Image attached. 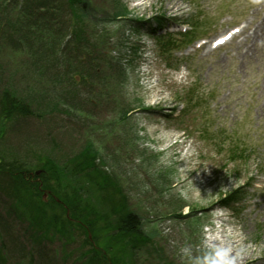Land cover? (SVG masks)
<instances>
[{
  "label": "rangeland",
  "instance_id": "374dc122",
  "mask_svg": "<svg viewBox=\"0 0 264 264\" xmlns=\"http://www.w3.org/2000/svg\"><path fill=\"white\" fill-rule=\"evenodd\" d=\"M68 1L0 0V90L14 92L29 110L0 125V158L33 168L37 158L66 160L92 141L152 237L136 264H264L262 65L244 56L243 46L227 54L184 48L168 69L164 56L154 62L140 55L155 43L146 34L153 25L133 21L160 13L179 21L197 17L204 34L220 17L237 23L259 6L251 0H79L69 9ZM40 7L47 13L36 17ZM151 61L143 78L140 71ZM191 88L213 96L207 105L213 137L199 133V110L182 123L162 119L181 108L178 100ZM230 142L254 151L232 161ZM13 183L0 171V236L9 264L24 257L25 264L28 222L12 198ZM236 187L244 192L236 206L244 210L219 211L216 199ZM39 197L47 202L49 194ZM83 238L77 233L70 246L56 237L44 242L33 264H75L71 250Z\"/></svg>",
  "mask_w": 264,
  "mask_h": 264
},
{
  "label": "trees",
  "instance_id": "16d2710c",
  "mask_svg": "<svg viewBox=\"0 0 264 264\" xmlns=\"http://www.w3.org/2000/svg\"><path fill=\"white\" fill-rule=\"evenodd\" d=\"M78 1H68L67 7L73 8ZM45 13L47 10L40 7L36 17ZM155 19L160 21L159 17ZM115 65L117 72L119 68ZM27 114V104L21 97L8 89L0 90V125ZM100 134L103 142L104 133ZM37 159L33 168H26L0 158V171L13 178L12 198L22 205L28 222L30 240L24 248L25 264H33L35 253L44 242L56 237L70 246L77 233L83 234L84 241L71 250L75 264H136L137 252L147 253L144 248L153 244L152 237L144 232L140 216L132 209L116 175L105 169L100 149L92 141L66 160ZM35 168L41 170L40 184L31 182L35 177L30 172ZM43 191L50 193L47 202L39 201ZM233 196L228 194L224 203L230 205L235 200ZM6 254L0 236V264H9Z\"/></svg>",
  "mask_w": 264,
  "mask_h": 264
},
{
  "label": "bare ground",
  "instance_id": "6f19581e",
  "mask_svg": "<svg viewBox=\"0 0 264 264\" xmlns=\"http://www.w3.org/2000/svg\"><path fill=\"white\" fill-rule=\"evenodd\" d=\"M261 6L264 5V4H260ZM260 22L262 24V32H261V36L262 38L264 39V12L260 18ZM250 48L254 49L253 50V53L251 55V57L253 58V60L262 65L263 67V82H264V57L262 55V50H261V46L257 43H253ZM236 264H239L237 261H236Z\"/></svg>",
  "mask_w": 264,
  "mask_h": 264
},
{
  "label": "water",
  "instance_id": "95a60500",
  "mask_svg": "<svg viewBox=\"0 0 264 264\" xmlns=\"http://www.w3.org/2000/svg\"><path fill=\"white\" fill-rule=\"evenodd\" d=\"M39 172L37 171L36 174H38Z\"/></svg>",
  "mask_w": 264,
  "mask_h": 264
}]
</instances>
